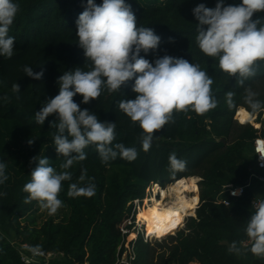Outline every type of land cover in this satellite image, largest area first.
<instances>
[{
	"label": "trees",
	"instance_id": "obj_1",
	"mask_svg": "<svg viewBox=\"0 0 264 264\" xmlns=\"http://www.w3.org/2000/svg\"><path fill=\"white\" fill-rule=\"evenodd\" d=\"M16 2L19 11L9 32L15 37L13 55L0 57V160L6 163L8 177L0 184V193H3L0 195L3 237L0 264H47L23 261L19 253L21 244L38 245L42 252L64 258V262L55 260L50 264H116L123 242L121 227L131 217L135 222L134 202L146 199L147 189L153 184L164 186L195 176L201 178L196 216L188 218L184 230L157 244L159 251L139 235L134 244L135 264H191L193 261L264 264V257L253 255L248 247L242 246L247 240L244 227L256 197L252 188H246L239 198H230L224 193L228 185L246 186L255 163L254 140L258 131L250 124H238L235 116L245 108L252 115L257 114V122L261 123L264 106L253 111L245 97L251 90L255 93L254 99L264 104V61H257L253 67L255 74L241 84L237 77L223 72L215 58L199 50L192 9L200 3L215 7L217 0H126L136 15L137 26L152 28L161 37L159 49L145 58L152 61L156 56L167 54L199 64L213 79L211 90L217 107L204 114L174 111L171 121L153 134L152 146L145 152L141 147L144 133L138 122H132L118 106L122 100L134 99V80L126 82L118 91L102 89L101 95L88 104L80 103L82 96L77 94L73 99L82 110L87 108L101 121L116 123L113 143L136 148L137 158L129 162L118 156L105 164L95 147L89 146L85 149L87 159L72 166L69 170L72 180L64 182L59 193L63 205L70 211L68 219L65 222L49 219L39 226L34 220L23 224L32 219L38 205L37 201L25 203L28 194L22 191L36 166L33 158L46 157L58 170L64 161L53 143L55 116L47 117L41 125L36 122L35 112L43 101L58 94L59 76L76 67L88 70L90 63L78 46L75 23L84 11L82 5L86 0ZM240 2L226 0L228 4ZM257 16L264 13L254 14L253 19ZM169 37L173 43H169ZM25 65L34 72L43 70V78L33 80L26 76ZM15 84L19 85L20 92L13 91ZM228 92L234 93L231 108L227 103ZM30 139L34 140L31 145ZM172 153L187 161L184 171L173 174L170 170L168 158ZM82 169L87 170V176L95 184V195L69 197L68 186L77 182ZM163 189L159 195L161 202L168 200ZM219 198H228L230 205L218 204ZM11 232L18 240L14 245L7 237ZM233 241L240 248L238 253L229 251Z\"/></svg>",
	"mask_w": 264,
	"mask_h": 264
},
{
	"label": "clouds",
	"instance_id": "obj_2",
	"mask_svg": "<svg viewBox=\"0 0 264 264\" xmlns=\"http://www.w3.org/2000/svg\"><path fill=\"white\" fill-rule=\"evenodd\" d=\"M82 6L84 11L75 22L76 36L90 67L65 71L57 79L58 94L43 101L35 112L36 122L41 125L47 117L55 116L53 143L64 161L58 170L46 157H34L36 166L22 189L28 194L25 203L37 201L49 215L63 206L59 198L62 185L72 180L69 171L72 166L87 159L86 148L94 146L105 164L118 156L131 162L138 155L134 147L113 143L116 123L101 121L87 108L82 110L73 99L77 94L82 96L80 103L88 104L101 95L102 89L118 91L126 82L134 80V99L122 100L118 106L132 122H138L144 133L141 147L145 152L152 146L153 134L171 121L174 111L204 114L217 107L211 90L213 79L199 64L167 54L156 56L152 61L145 58L159 49L161 37L152 28L137 26L136 15L126 0H101L99 4L96 0H86ZM18 11L16 0H0V57L13 55L15 37L9 32ZM256 13H264V0H241L239 4L217 0L215 7L200 3L192 9L197 25V47L204 55L215 58L219 68L237 77L241 84L255 74V63L264 61V16L253 19ZM173 42L169 37V43ZM23 71L33 80L44 76L43 70L34 72L27 65ZM13 91L20 92L18 84L13 86ZM233 95L226 93L230 108ZM254 97L255 93L248 90L246 102L256 111L264 104ZM28 143L31 145L34 140ZM168 163L173 174L184 171L187 165L175 153L169 155ZM7 179L6 163L0 160V184ZM67 195L72 198L95 195V184L86 169L81 170L77 182L69 184ZM232 195L238 192L234 190ZM252 209L244 227L248 251L264 257V196L252 203ZM26 247L33 255L42 254L38 245ZM229 251H240L236 241L230 244Z\"/></svg>",
	"mask_w": 264,
	"mask_h": 264
},
{
	"label": "rangeland",
	"instance_id": "obj_3",
	"mask_svg": "<svg viewBox=\"0 0 264 264\" xmlns=\"http://www.w3.org/2000/svg\"><path fill=\"white\" fill-rule=\"evenodd\" d=\"M248 111V110H247ZM240 112V110H239ZM238 113V119H237V113L235 116V120L238 122V124L243 125V123H241L240 121V113ZM255 120V124L257 122V114L253 115ZM258 123V122H257ZM246 124H250L251 126H253L254 129H258L254 124L252 123H246ZM260 124V130L259 133H261L262 135V130L264 129V113H263V117L261 118V123ZM182 181H184V183L186 185L191 184L192 188L190 192H186L185 194H183V196L190 202H193L196 205V209L198 208V200L200 199V190H199V182L201 181V178L198 176L192 177V178H186V179H181ZM178 180V181H181ZM177 181V182H178ZM177 182H170L167 183L164 186H157V184H154L152 186H150L147 189V198L144 199L141 202V205L138 207L137 209V213H135V233L139 232L141 235L147 234V224L145 223L144 220V216L146 215V213L148 211H150L151 208L154 207H158L160 209H164L165 208V204L168 202H174L176 200V194H174V187L177 184ZM157 186V187H156ZM255 194L256 197H262L264 196V184H252V186H250ZM163 188H165V190L167 191V201L161 202L160 200V194L161 192L164 190ZM37 207L36 210L34 211V213L31 215L32 219L27 220V222H23V224H26L28 222H32L31 220H34L35 223L37 224V226L43 224L44 222H46L49 219H53L56 222H65L69 215H70V211L68 209V207L66 205H63L60 209L57 210V212L53 215H49L48 211L45 209H42L39 205V202H37ZM145 211V212H144ZM195 216H196V212H195ZM192 217V216H189ZM189 217H185L184 219V223L181 227H178V229L174 232L173 235H175V233L177 234L178 231L184 230L188 221ZM136 234L132 235L133 239L135 238ZM7 237H9V240L11 243H13V245L17 242L18 240L15 237L14 233H10ZM149 238V242H151L153 245H156V249L159 251L160 249L157 247V244L159 243H163V240L168 238V236L164 237V238H157V237H152ZM2 235L0 236V239H2ZM57 260V262H64V258L62 257V255H54L53 258L48 262V264L51 263V261H55Z\"/></svg>",
	"mask_w": 264,
	"mask_h": 264
},
{
	"label": "built area",
	"instance_id": "obj_4",
	"mask_svg": "<svg viewBox=\"0 0 264 264\" xmlns=\"http://www.w3.org/2000/svg\"><path fill=\"white\" fill-rule=\"evenodd\" d=\"M260 130V128H258ZM258 131V136L254 140V155H255V163L254 166L250 169V177L249 182L244 187H236L234 185H228L224 188V193H227L230 198H239L244 195L246 188H249L252 184V182H257L259 184H264V136L261 135ZM154 185V184H153ZM237 191L238 195L233 196L232 192ZM261 197H255L252 200V203L258 201ZM218 204H223L225 206L230 205V201L228 198H219ZM141 205V201L137 200L134 202V211H137L138 207ZM252 209V205H251ZM253 211V209H252ZM131 226V227H129ZM121 234L123 236V242L121 246L118 249L117 254V262L116 264H135L136 262V253L134 250V244L141 235L139 232L135 233V222L132 221V217L127 220L121 227ZM136 234V238H132V235ZM1 235V230H0ZM145 242H149V237L146 236V234L142 235ZM26 246H29L28 244H21L19 248V253L22 256L23 261L27 263H39V262H45L48 264V262L53 258L54 253H45L42 252L41 255H33L30 251H28V248ZM242 246L244 248L249 247L247 244V240L242 242Z\"/></svg>",
	"mask_w": 264,
	"mask_h": 264
},
{
	"label": "bare ground",
	"instance_id": "obj_5",
	"mask_svg": "<svg viewBox=\"0 0 264 264\" xmlns=\"http://www.w3.org/2000/svg\"><path fill=\"white\" fill-rule=\"evenodd\" d=\"M239 113L241 123H252L257 128L261 127L259 123L256 122L255 124L256 119L245 108H241ZM157 186L159 185L157 184ZM174 188L173 193L176 194V200L174 202L166 203L164 209L158 207L151 208L143 217L148 226L147 234L149 236L164 238L173 235L175 230L183 225L185 217L195 216L196 205L183 196L186 192L191 191L192 185H186L184 181L181 180L177 182ZM169 213H174L175 215H172L171 219H168L167 217ZM173 222H176L174 227L171 226ZM158 225L163 229L162 231L157 230Z\"/></svg>",
	"mask_w": 264,
	"mask_h": 264
},
{
	"label": "snow or ice",
	"instance_id": "obj_6",
	"mask_svg": "<svg viewBox=\"0 0 264 264\" xmlns=\"http://www.w3.org/2000/svg\"><path fill=\"white\" fill-rule=\"evenodd\" d=\"M172 215H175V214H174V213H169L167 218H168V219H171V216H172ZM175 223H176V222H173L171 226L174 227V226H175ZM157 230H158V231H162L163 229H161V228L159 227V225H158Z\"/></svg>",
	"mask_w": 264,
	"mask_h": 264
},
{
	"label": "crops",
	"instance_id": "obj_7",
	"mask_svg": "<svg viewBox=\"0 0 264 264\" xmlns=\"http://www.w3.org/2000/svg\"><path fill=\"white\" fill-rule=\"evenodd\" d=\"M191 264H199L197 261H193Z\"/></svg>",
	"mask_w": 264,
	"mask_h": 264
}]
</instances>
